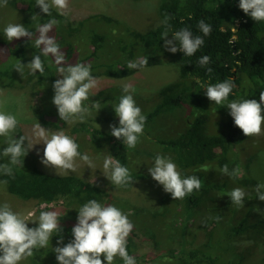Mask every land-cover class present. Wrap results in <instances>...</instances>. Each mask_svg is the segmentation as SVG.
<instances>
[{
    "label": "trees",
    "instance_id": "16d2710c",
    "mask_svg": "<svg viewBox=\"0 0 264 264\" xmlns=\"http://www.w3.org/2000/svg\"><path fill=\"white\" fill-rule=\"evenodd\" d=\"M7 4L14 9L18 8L16 11L21 13L28 12L30 17L37 18L38 22L34 27L26 28L33 32L30 39L21 37L8 41L4 32L0 34V64L6 66L0 73L4 74L7 78L6 83H8V85L0 84V93L7 88L18 90L24 86L13 78L18 73L14 68V63L20 61L27 66L29 59L33 58L34 55H41L44 65V72L42 74L36 72L35 74L37 84L46 88L43 93L49 89L53 90V82L62 78L57 73L54 58L51 55L43 56L41 49L35 47V39L38 35L37 27L50 19L58 21L49 35L54 37L59 44L65 56V66L76 63L91 64L93 77L102 74L111 77H126L139 71L140 69L127 68L129 61L139 59L135 50L148 58L147 66L155 64L157 60L154 56L167 51L164 40L161 39V33L166 27L162 23L165 17L169 18L168 39H172L171 34L182 28H189L193 35L203 36L197 27L198 21L203 19L205 23L210 24L212 26L211 34L203 36L204 45L193 56H184L180 50L173 53L178 66L179 78L159 89L158 101L156 103L154 101L153 106L144 114L147 117L144 126L146 132L151 133L156 125H163L167 132L171 131L169 130L171 128L180 129V136L177 138L163 136L167 132L151 135L149 140L158 153L147 149L142 135L139 137V142L135 148H128L123 139L115 138L111 135V131L101 132L97 130L90 122H80L73 126L71 136L73 135L74 140L79 144V151L84 149L85 144H89L85 150L93 151L94 154L105 148L109 153L111 152L115 160H119L122 165L129 168L134 178L142 177V174L136 172L132 167L137 156L151 161H154L157 154L171 157L184 170L183 177L195 175L203 182L199 191H193L180 200L183 204V211L188 217L192 216L205 200L216 202L225 197L229 200L228 202H231L226 193L233 188L240 187L245 191L252 189L253 193L256 194L255 187L258 182L254 178H247L240 174L243 169L249 170V160L254 154L249 152L247 148H251L254 144V142H248L249 138L253 136H245L242 130L235 126L229 109L226 107L227 102L224 105H216L205 95L206 85L222 82L226 79H232L235 84L228 101L248 98L259 102L260 91H264L262 66L264 49L261 41H264V21H254L245 14L239 8V0H160L158 13L161 23L147 32L129 31L133 43H131L129 53L127 52L129 46L122 47L125 58L120 62V68L116 67L117 63L115 62L93 64L94 60L98 58V46L103 38L102 31L104 30L100 28L101 23L118 24L113 18L104 14L69 18L61 16L54 8L50 9L51 15H47L36 5L35 0H8ZM18 5H22L23 8L20 9ZM90 20L96 27L91 28L87 33L88 52L82 54L79 48L73 44L62 43L63 39L59 37L62 35L60 28L65 29L69 36L75 37L76 31L79 32L80 30V28H75L77 22L79 26H83L85 21ZM233 37L235 41L230 42ZM203 55L210 57V63L201 67L198 61ZM12 68L13 75L8 73V69L12 70ZM208 68H211L212 71L208 72ZM16 81L18 84L14 85ZM0 82L2 81L0 80ZM116 92L120 93L113 87H100L95 91L93 90L90 92L88 100L84 101V106L87 103L92 105L94 102H100L101 98L104 97L109 99V96L116 95ZM112 101L108 105L111 112L114 111L113 107L119 103V100L117 103H112ZM90 108L92 107L90 106ZM47 114V116L41 113L37 115L47 127L65 125L66 122L59 118L56 106ZM162 114H169V116L162 117ZM113 125L119 126V118L114 121ZM11 135L16 139L20 135H24V126L18 123L15 132ZM7 139V137L0 136V143H2L3 148L7 146ZM141 142L143 144L140 146ZM8 163V157L0 158V164ZM225 164L228 165L230 172L235 170V174L233 176L220 174L225 178L221 181L216 178L217 176L208 172L209 170L207 172L202 170L203 166L208 168L215 166L220 170ZM10 167L13 170L12 176L0 173V181H7L5 187L8 193L23 201L50 203L58 199L65 200L64 205L68 207L67 211L70 215L78 213L79 208L87 201L95 199L102 204L108 196L107 192L99 185L80 176L65 171H50L46 168H40L32 161L28 152L23 157L22 167L20 165H10ZM219 178L221 177L219 176ZM230 182L236 186L229 187ZM216 191H219L220 194H217ZM168 196L172 199L170 193ZM216 214L220 217L219 213ZM216 223L215 221L213 224L217 226ZM27 226L36 227L38 222ZM71 228L62 226V232L58 235L54 234L47 247L33 249V255L20 261L19 264L25 262L28 264H58L52 248L58 246L57 240L60 236L63 237V244L73 239ZM246 228L242 221L235 224L231 229L236 235L245 233ZM217 229L225 233L224 229ZM209 240V242H213V232H210ZM63 244L59 246H63ZM135 247L133 240L127 238L129 255H132ZM224 250L233 258L221 252H209L201 247L188 246L183 248L179 254L174 250L166 253L164 258H160L155 264H247L244 261V256L233 247L227 245ZM135 259L137 261V257ZM101 260L102 264H107L103 254H101ZM261 264H264V256Z\"/></svg>",
    "mask_w": 264,
    "mask_h": 264
},
{
    "label": "rangeland",
    "instance_id": "374dc122",
    "mask_svg": "<svg viewBox=\"0 0 264 264\" xmlns=\"http://www.w3.org/2000/svg\"><path fill=\"white\" fill-rule=\"evenodd\" d=\"M159 2L160 0H68L69 14L67 17L104 14L116 20L118 23L116 25L101 23L100 28L104 30L102 31L103 38L98 46V58L94 60L93 64L115 62L117 63L116 67L120 68V62L125 58L122 47L129 46L127 51L129 53L131 43H133L129 31L147 32L161 23L158 13ZM18 7L23 8L22 5H18ZM52 8L56 9L55 7ZM17 9L10 7L8 4L6 7H0V34L4 32V28L9 23H20L25 28H32L36 25L37 18H31L28 12L21 13L16 11ZM76 27L80 30L79 32L76 31L75 37L69 36L63 28L59 29L62 33L59 37H62L63 44H73L83 54L88 52L89 48L87 33L96 26L90 20L85 21L83 26H79L77 22ZM261 41L264 49V41ZM135 54L139 59L144 57L138 50H135ZM154 57L157 60L155 64L146 66L130 76L111 77L102 74L95 77L97 85L91 92L100 87H113L120 93L116 92V95L109 96V99L101 98L99 102L101 108L97 111V114L94 108H90L91 104L87 103L85 107L89 108L90 114L85 117L83 122H90L93 127L101 132H110L109 126L113 125L118 117L114 114V111H110L108 105H110L112 99V103H117L120 94L121 96L126 94L122 91L125 83L134 85V100L137 106L141 108L142 114H145L153 106V102L158 101L159 89L179 78L177 62L172 52L167 50L162 54H156ZM31 59H29V62ZM17 62L15 61L14 64L16 65ZM262 66L264 76V50ZM5 67L0 64V71H3ZM8 73L13 75V68L12 70L8 69ZM35 74L31 73L28 66H25L22 74L18 72L14 75L13 78L24 86L18 90H9L8 88L2 90L0 93V111L15 115L18 123L24 126V136L28 137V140L24 141V145L35 143L28 150V153L36 165L50 171H65L41 163L44 145L42 142L36 143L37 138L33 135V127L38 122L50 133L62 130L74 139V136H71V128L80 123V120L77 118L74 122H66L62 127H47L41 122L42 120L37 115L41 113L47 116V113L55 107L52 103L54 91L49 89L43 93L46 88L37 84ZM0 80L2 81L0 84L5 83L8 85L6 83L7 78L3 73H0ZM15 84H18V82L16 81ZM261 114L264 115V105H262ZM168 116L169 114H162V117ZM262 127L261 135L253 136L248 141L249 143L254 142V146H251L252 149L247 148L249 152L254 154L249 160V170L243 169L240 171L242 176L254 178L258 184L264 183V124H262ZM169 130L171 131L167 132L166 127L163 125H156L151 133L144 130L142 134L144 145L148 150L157 152L149 140L151 135L163 132H167L166 135H163L167 137L177 138L181 135L180 129L171 128ZM143 142L140 143V146ZM88 146L89 144H85V147ZM85 147L82 150L80 149L81 154L87 153L95 167L89 168L84 161L77 157L74 161L76 170L65 172L80 176L99 185L108 194L102 205H115L128 216L134 227L133 232L127 238H131L136 246L132 252V255L137 257L136 264H155L160 258H164L166 253L174 250L179 254L183 248L188 246L201 247L209 252H221L233 258L224 250L227 245L242 254L245 263L261 264L264 256V201L259 200L252 189L246 190L247 195L243 207L228 202L229 200L225 197L218 199L216 202L205 200L198 210L188 217L183 211L182 202L171 199L168 196L169 193L163 190V186L149 174L148 168L153 165L154 161L144 160L142 157L137 156L132 167L136 172L141 173L142 177L134 178L131 184L118 187L105 176L108 173H105L103 169V160L109 155L112 156L111 152L109 153L105 148H102L100 152L94 154L93 151H86ZM2 149V143H0V152H2ZM0 158L5 157L0 155ZM176 166L183 177L184 170L177 164ZM208 172L217 176L216 178L219 181L225 179L215 166L209 168ZM234 186L236 185L232 182L229 183V187ZM262 190L264 191V189ZM216 193L220 194L219 191H216ZM64 201L58 199L53 201L51 205H42L43 203L32 200L23 201L8 193L5 185L0 184V204L7 202L14 212L20 213L22 217L28 220L26 221L27 225L38 222L35 220H38L41 211L55 210L61 215L59 220L61 226L73 227L77 222L78 213L70 215ZM257 208L262 212H258ZM216 213L220 214L221 220L214 219L217 216ZM215 221L217 226L213 224ZM242 221L247 227L246 232L234 235L231 228ZM217 228L224 229L225 233ZM210 232H213V242H209ZM54 255H56L55 252ZM123 263L124 261L119 256L114 258L113 264ZM24 264L28 263L25 262Z\"/></svg>",
    "mask_w": 264,
    "mask_h": 264
},
{
    "label": "clouds",
    "instance_id": "9594fccd",
    "mask_svg": "<svg viewBox=\"0 0 264 264\" xmlns=\"http://www.w3.org/2000/svg\"><path fill=\"white\" fill-rule=\"evenodd\" d=\"M7 3L8 0H0V7H6ZM36 5L47 15H51L52 7H55L61 16L69 14L68 0H36ZM239 8L254 21H264V0H239ZM168 19L165 17L162 21L166 27L161 33V39L164 40L165 48L172 53L180 50L184 56H193L204 45L203 36L210 35L212 31V26L201 19L197 27L203 36L193 35L189 28H182L171 34L172 39H168ZM57 23L56 19H50L37 27L35 47L41 49L43 56L54 57L57 73L62 77L52 84L54 90L52 103L58 110L60 120L71 123L78 118L80 122H83L90 114L89 108L84 106V101L88 100L91 90L97 85V80L91 74L90 64L76 63L65 66V56L59 44L49 35ZM4 35L8 41H12L14 38L21 37L30 39L33 32L26 29L23 24L9 23L4 28ZM234 41L233 37L230 42ZM198 62L201 67H204L210 63V57L203 55ZM147 64L148 58L145 56L137 61H129L127 68L142 69ZM25 65L18 61L14 68L22 74ZM27 66L33 74L44 72L41 55H34ZM207 71L211 72L212 69L208 68ZM234 87L233 80L226 79L206 85L205 95L216 105H224L227 102L226 107L235 126L241 129L245 136L261 135L262 124H264V115L261 114L264 91H260L259 102L248 98L228 101ZM122 91L126 94L120 96L119 103L113 107L119 118V126L110 125L109 127L112 136L123 139L128 148H135L139 137L143 134L147 117L142 114L141 108L134 100V85L125 83ZM91 107L97 114L101 105L99 102H94ZM17 125L18 120L15 115L0 111V136L8 138L7 146L3 148L0 155L9 158L8 164H0V173L7 176L13 175L10 165L22 167L23 157L35 144L25 146L24 141L28 140V137L20 135L16 139L11 135L15 132ZM33 135L37 138L36 143L42 142L44 145L41 158L43 165L74 172L76 170L74 161L79 157L89 168L95 167L90 156L87 153L81 154L79 144L64 131L50 133L48 129L36 122ZM103 169L105 173H108L105 176L118 187L131 184L134 179L129 168L122 165L119 160H114L111 155L104 158ZM109 170H111L110 173ZM202 170L207 172L209 168L203 166ZM148 172L163 186L165 192L171 194L173 200H182L193 191H199L203 184L195 175L182 177L172 158L161 154L155 156L154 163L148 168ZM220 172L226 176L235 174V170L229 171L227 164L220 168ZM0 184L6 185L7 181H0ZM262 189H264V183H259L255 187V192L258 199L264 201ZM226 195L235 205L244 206L247 195L244 189L236 187ZM257 211L262 212L258 208ZM60 217V213L55 210L41 211L38 220H35L38 221V226L28 227L26 224L28 220L20 213L14 212L7 202L0 204V264H19L21 260L33 255V249L47 247L50 238L62 232ZM76 219V224L71 228L73 239L63 244V237L60 236L57 240L58 246L52 248L58 264H102L101 254L107 264H113L116 256L122 258L124 264H136L135 257L129 255L127 251V237L134 225L118 207L112 204L102 205L97 200L91 199L79 208ZM214 219L219 220L220 217L217 216ZM61 244L63 246H59Z\"/></svg>",
    "mask_w": 264,
    "mask_h": 264
},
{
    "label": "built area",
    "instance_id": "2783aa9c",
    "mask_svg": "<svg viewBox=\"0 0 264 264\" xmlns=\"http://www.w3.org/2000/svg\"><path fill=\"white\" fill-rule=\"evenodd\" d=\"M51 203H52V202H50V203L43 202L42 205H51Z\"/></svg>",
    "mask_w": 264,
    "mask_h": 264
}]
</instances>
